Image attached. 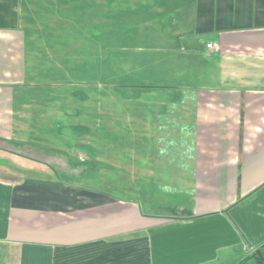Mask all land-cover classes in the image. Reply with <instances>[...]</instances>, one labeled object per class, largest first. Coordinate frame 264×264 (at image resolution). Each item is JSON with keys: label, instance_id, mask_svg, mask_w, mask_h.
Here are the masks:
<instances>
[{"label": "crops", "instance_id": "obj_1", "mask_svg": "<svg viewBox=\"0 0 264 264\" xmlns=\"http://www.w3.org/2000/svg\"><path fill=\"white\" fill-rule=\"evenodd\" d=\"M262 243L264 0H0V264Z\"/></svg>", "mask_w": 264, "mask_h": 264}, {"label": "rangeland", "instance_id": "obj_2", "mask_svg": "<svg viewBox=\"0 0 264 264\" xmlns=\"http://www.w3.org/2000/svg\"><path fill=\"white\" fill-rule=\"evenodd\" d=\"M121 1V0H120ZM121 4V3H120ZM120 8V5L119 4H116V8ZM117 12V11H116ZM99 30H100V28H99ZM121 36V35H120ZM90 37H93L92 38V40H96V41H98L99 42V44L100 45H102V43H104V45H102L104 48H101V49H99L98 50V52H99V57H105V54H106V50H105V43H112V42H114V38L112 37V36H109V38H108V40H107V38H106V35L104 34V33H102L101 31H99L98 33H95V34H92V35H90V34H85V35H83V40H87V39H89ZM117 38L115 39V41L116 40H118V39H121L120 37H118V36H116ZM90 40V39H89ZM118 41H121V40H118ZM117 42V41H116ZM102 68L103 67H99V75H98V78L100 77V79L101 78H106V75H101V72H102ZM120 70H122V69H120ZM98 72V71H97ZM97 72H93L94 73V75H93V78H95V74H96V77H97ZM132 77H133V79H136V80H141L140 79V77L137 75V74H133L132 75ZM131 76H127L126 78L127 79H129V78H132ZM122 78V77H121ZM121 80V79H120ZM86 81H84V88H89V89H91L90 88V82H86ZM93 83V82H92ZM94 85H93V89H96V87H94V86H97V88L98 89H106V88H108L107 86H108V84H107V82L106 81H102V80H99V81H97V82H94L93 83ZM87 86V87H86ZM99 104L100 105H103V106H105V98H100V100H99ZM248 254V253H247Z\"/></svg>", "mask_w": 264, "mask_h": 264}, {"label": "trees", "instance_id": "obj_3", "mask_svg": "<svg viewBox=\"0 0 264 264\" xmlns=\"http://www.w3.org/2000/svg\"><path fill=\"white\" fill-rule=\"evenodd\" d=\"M234 264H264V243L255 247L248 254L243 255Z\"/></svg>", "mask_w": 264, "mask_h": 264}, {"label": "built area", "instance_id": "obj_4", "mask_svg": "<svg viewBox=\"0 0 264 264\" xmlns=\"http://www.w3.org/2000/svg\"><path fill=\"white\" fill-rule=\"evenodd\" d=\"M213 46H216V44H209L208 47H213Z\"/></svg>", "mask_w": 264, "mask_h": 264}]
</instances>
